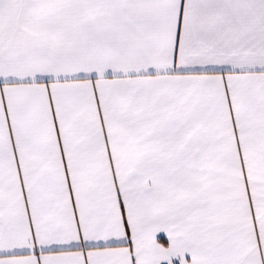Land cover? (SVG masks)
<instances>
[{"label":"snow or ice","instance_id":"obj_1","mask_svg":"<svg viewBox=\"0 0 264 264\" xmlns=\"http://www.w3.org/2000/svg\"><path fill=\"white\" fill-rule=\"evenodd\" d=\"M0 264H264V0H0Z\"/></svg>","mask_w":264,"mask_h":264}]
</instances>
